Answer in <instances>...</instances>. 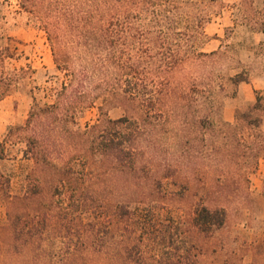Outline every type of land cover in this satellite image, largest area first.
<instances>
[{
    "label": "rangeland",
    "instance_id": "1",
    "mask_svg": "<svg viewBox=\"0 0 264 264\" xmlns=\"http://www.w3.org/2000/svg\"><path fill=\"white\" fill-rule=\"evenodd\" d=\"M11 1L6 31L21 42L16 45L28 57L18 64L27 62L35 69L0 100V143L5 146L0 168L10 176L11 193L19 194L34 167L23 155L25 144L18 134L6 136L9 128L25 124L32 104L30 90L45 84L54 63L44 31ZM178 1L172 12L179 17L178 23L156 25L151 18L138 19L123 37L133 54V82L145 88L147 96L104 106L110 118L126 115L131 129L140 127L135 166L120 173L96 155L92 164L74 163L77 171L93 172L94 177H86L84 184L89 187L93 182L95 192L87 193L89 198L95 201L98 196L102 201L105 197L111 208L124 201L133 211L124 222L110 215L106 246L113 255L103 259L102 254L91 253L89 258L95 261L89 260L91 264H98L97 260L127 264L119 255L124 247L130 251L129 264L175 263L184 255L193 264H264V153L258 161L249 157L251 149L244 146L255 145L253 132L233 135L225 126L237 123L243 112L264 116V25L243 20L240 0ZM202 17L203 33L198 34ZM115 29L124 40L122 28ZM243 84L254 89H249L251 103L241 89ZM152 89L156 99L149 101ZM34 91L40 99L41 93ZM257 98L260 109L252 110ZM98 104L85 108L72 127L85 130L97 123ZM227 108L235 110L232 121L224 119ZM80 143L78 139L79 147ZM4 204L0 199V224L5 221ZM98 204L92 203L86 212L90 214L77 215L79 230L75 235L72 228V243H80L77 235L88 219L94 224L108 221L100 217ZM200 205L221 206L226 211L225 223L208 235L199 233L192 223ZM100 228L99 235L103 225ZM52 243L54 249L62 245L57 239Z\"/></svg>",
    "mask_w": 264,
    "mask_h": 264
},
{
    "label": "trees",
    "instance_id": "2",
    "mask_svg": "<svg viewBox=\"0 0 264 264\" xmlns=\"http://www.w3.org/2000/svg\"><path fill=\"white\" fill-rule=\"evenodd\" d=\"M178 2L14 0L17 11L28 13L34 25L44 31L54 70L43 86L31 88L32 104L25 124L9 128L6 136L10 138L18 134L15 136L25 144L23 155L32 161L34 171L26 175L23 191L12 194L10 176L0 168V199L5 203V221L0 224V264H91L94 261L89 258L91 253L102 254L103 259L113 255L106 246L110 215L124 222L132 218L133 211L124 201L116 202L111 208L104 201L105 197L102 201L98 196L95 201L89 198L87 195L95 192L93 182L89 187L84 184L86 177L89 180L94 177L93 172L77 171L74 163L83 160V163L92 164L96 155L98 160H108L112 164L110 168L120 173L135 166V141L140 127L131 129L126 115L110 118L104 106L112 102L121 105L126 100L147 96L145 88L141 89L133 82L136 72L133 54L123 37L129 35L130 26L138 19L151 18L156 25L178 23L179 17L172 13L178 8ZM11 4V0H0V100L11 95L21 79L35 73L29 63L18 64L28 57L16 45L21 42L15 41L6 31ZM238 7L243 12V20L264 25V0H240ZM204 20L202 17L197 25L198 34L203 33ZM126 26L129 27L124 30ZM116 27L122 28L124 40L116 36ZM35 89L41 93L40 99L35 95ZM153 94L154 89L148 92L149 101L156 99ZM97 101L100 111L97 123L85 130L73 128L77 116L85 108L95 106ZM258 109L257 98L252 110ZM236 120L235 124L225 123L227 130L233 135L252 131L257 141L255 145L244 147L250 148L248 156L258 161L264 153L261 117L243 112ZM78 139L84 146L80 143L82 146L79 147ZM88 153L93 157H88ZM3 159L5 146L0 143V160ZM98 202L102 210L100 217L108 221L94 224L88 219L82 233L78 234L80 236L77 235L80 243H72V228L75 235L79 230L77 215L90 212L92 203ZM225 219L223 207L200 205L194 212L192 223L199 233L208 235L220 228ZM101 225L104 229L99 235ZM139 237L142 240L141 235ZM55 239L62 244L59 249L50 247ZM119 255L129 264L127 247L121 249ZM78 257H81L80 262ZM163 264L193 263L189 255H184L180 261Z\"/></svg>",
    "mask_w": 264,
    "mask_h": 264
},
{
    "label": "crops",
    "instance_id": "3",
    "mask_svg": "<svg viewBox=\"0 0 264 264\" xmlns=\"http://www.w3.org/2000/svg\"><path fill=\"white\" fill-rule=\"evenodd\" d=\"M241 89H243L245 91V97L249 101V103L253 102V97L250 94V90L254 91V89L251 86L248 88L247 84H245V85L243 84ZM241 97H243V96L241 95ZM234 111H235L234 109L231 111V108H227L225 111V114H224V119L227 121H232L234 119ZM261 121H262L261 128L264 131V116L261 117Z\"/></svg>",
    "mask_w": 264,
    "mask_h": 264
}]
</instances>
